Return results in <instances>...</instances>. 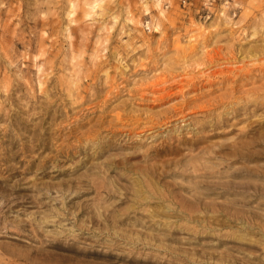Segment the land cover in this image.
Masks as SVG:
<instances>
[{"label": "rangeland", "instance_id": "374dc122", "mask_svg": "<svg viewBox=\"0 0 264 264\" xmlns=\"http://www.w3.org/2000/svg\"><path fill=\"white\" fill-rule=\"evenodd\" d=\"M92 2L0 0V220L55 195L49 165L85 146L151 141L113 159L160 222L213 241L264 226L245 208L264 190V0ZM166 145L181 155L150 158ZM42 264L136 262L55 246Z\"/></svg>", "mask_w": 264, "mask_h": 264}, {"label": "clouds", "instance_id": "9594fccd", "mask_svg": "<svg viewBox=\"0 0 264 264\" xmlns=\"http://www.w3.org/2000/svg\"><path fill=\"white\" fill-rule=\"evenodd\" d=\"M184 144L198 146L197 140L185 139ZM153 146L151 141L85 146L79 154L58 162L55 172L49 165L48 178L63 183L49 186L56 191L47 200L33 201L29 193L28 203L21 205L24 212L16 208L7 223L0 220V264H42L55 246L114 249L136 264H264V226H249L229 239L213 241L198 230L159 221L158 209L153 208L155 193L147 185L120 177L126 169L113 159L123 152L143 149L147 153ZM169 155L180 156V148L166 145L150 158ZM255 191L245 208L259 220L264 190ZM45 204L51 209L48 219ZM229 250L225 258L223 253Z\"/></svg>", "mask_w": 264, "mask_h": 264}, {"label": "bare ground", "instance_id": "6f19581e", "mask_svg": "<svg viewBox=\"0 0 264 264\" xmlns=\"http://www.w3.org/2000/svg\"><path fill=\"white\" fill-rule=\"evenodd\" d=\"M92 3H94V5L91 7H92V9H95L97 6H102L105 3V0H95V2H92ZM196 40H197V38L194 35H191L189 37V43H192Z\"/></svg>", "mask_w": 264, "mask_h": 264}, {"label": "built area", "instance_id": "2783aa9c", "mask_svg": "<svg viewBox=\"0 0 264 264\" xmlns=\"http://www.w3.org/2000/svg\"><path fill=\"white\" fill-rule=\"evenodd\" d=\"M176 1L183 8H186V7L190 6V4H191L190 0H176Z\"/></svg>", "mask_w": 264, "mask_h": 264}]
</instances>
